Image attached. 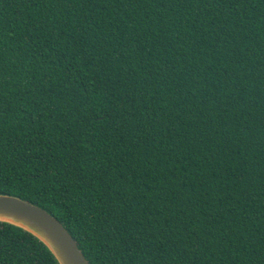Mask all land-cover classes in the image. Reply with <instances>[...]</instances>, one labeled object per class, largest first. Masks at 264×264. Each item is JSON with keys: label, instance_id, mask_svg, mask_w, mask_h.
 Returning <instances> with one entry per match:
<instances>
[{"label": "trees", "instance_id": "trees-1", "mask_svg": "<svg viewBox=\"0 0 264 264\" xmlns=\"http://www.w3.org/2000/svg\"><path fill=\"white\" fill-rule=\"evenodd\" d=\"M0 194L90 264H264V0H0Z\"/></svg>", "mask_w": 264, "mask_h": 264}, {"label": "water", "instance_id": "water-1", "mask_svg": "<svg viewBox=\"0 0 264 264\" xmlns=\"http://www.w3.org/2000/svg\"><path fill=\"white\" fill-rule=\"evenodd\" d=\"M0 221L20 226L38 237L60 264H90L63 223L49 211L27 199L0 194Z\"/></svg>", "mask_w": 264, "mask_h": 264}]
</instances>
